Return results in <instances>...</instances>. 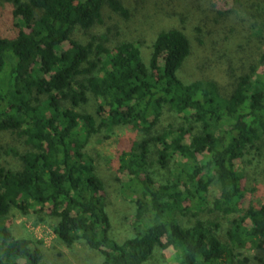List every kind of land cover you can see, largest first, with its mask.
Listing matches in <instances>:
<instances>
[{
	"label": "trees",
	"instance_id": "16d2710c",
	"mask_svg": "<svg viewBox=\"0 0 264 264\" xmlns=\"http://www.w3.org/2000/svg\"><path fill=\"white\" fill-rule=\"evenodd\" d=\"M6 3L17 32L0 35V136H16L26 149H0V264H43V243L6 227L13 211L55 220L60 242H84L103 264H146L169 249L177 264H252L249 250L264 264V203L243 208L244 171L264 145V51L224 96L214 81L180 80L192 49L179 29L153 40V64L137 40L109 49L93 34L83 43L105 11L129 18L124 0ZM91 100L95 116L80 111ZM166 108L181 122L163 126ZM118 128L140 135L114 163L120 195L135 206L133 236L123 243L111 237L106 186L89 149L94 136L109 139ZM8 156L20 169L1 165ZM155 164L168 173L161 180ZM181 217L194 219L184 226Z\"/></svg>",
	"mask_w": 264,
	"mask_h": 264
},
{
	"label": "rangeland",
	"instance_id": "374dc122",
	"mask_svg": "<svg viewBox=\"0 0 264 264\" xmlns=\"http://www.w3.org/2000/svg\"><path fill=\"white\" fill-rule=\"evenodd\" d=\"M129 10L127 20L116 16L111 11H105L103 23L81 36L82 42H88L91 35L106 39L105 46L109 49L121 42L137 40L142 43V56L145 62L153 64L152 42L156 36L171 29L183 31L191 42V55L178 72L180 80L191 83L197 80H209L218 84L224 96L229 95L237 79L247 73L250 65L255 64L264 51V2L261 0H124ZM219 10L226 11L219 15ZM12 8L6 0H0V35L12 36L17 30L14 27ZM257 26L262 27L260 37L255 36ZM264 70L259 73L264 82ZM82 113L95 116V104L91 100L80 109ZM163 126L177 125L181 120L167 108L163 114ZM102 133L93 137L89 149L96 162L99 178L105 183L107 199L106 209L111 220V237L118 243H123L133 236L132 222L135 206L120 195L121 182L124 178L118 175L115 162L119 152L130 148V140L139 138L137 132L129 128H118L109 139ZM100 140V141H99ZM21 139L11 134L0 136V149L16 148L19 152L26 149ZM252 162L246 166V177L243 180L247 192L243 200V208L250 204L264 203V145L260 152L251 156ZM1 165L10 169H20L21 164L11 156L4 157ZM155 176L161 180L167 172L160 170L155 164ZM210 204L218 194L212 188ZM38 216L31 213L22 217L13 211L6 220V227L16 238H28L36 242L42 249L43 264H103V257L91 250L84 242H79L67 248L60 242L54 232L55 220L47 218L46 223H38ZM203 220L214 221L226 229L227 221L216 213L200 214ZM194 218H180L182 225L187 226ZM255 264L254 250L246 252ZM175 252L171 249L156 251L153 258L146 264H177Z\"/></svg>",
	"mask_w": 264,
	"mask_h": 264
}]
</instances>
